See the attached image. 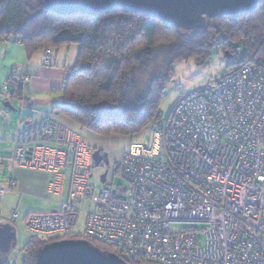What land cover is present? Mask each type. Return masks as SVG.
<instances>
[{
    "label": "built area",
    "instance_id": "1",
    "mask_svg": "<svg viewBox=\"0 0 264 264\" xmlns=\"http://www.w3.org/2000/svg\"><path fill=\"white\" fill-rule=\"evenodd\" d=\"M41 51L43 64H50L51 49ZM235 55L233 70L180 95L152 123L149 143L129 145L117 166L123 185L106 176L97 192L90 189L86 138L51 116L22 120L24 129L0 165L8 159L47 172V191L58 198L55 211L28 214L26 228L42 237L72 234L80 203L92 200L83 234L114 247L124 260L264 264V66L243 62L242 46ZM11 75L23 86L30 79ZM0 92L11 99L9 81ZM14 186L9 180L0 196Z\"/></svg>",
    "mask_w": 264,
    "mask_h": 264
},
{
    "label": "trees",
    "instance_id": "2",
    "mask_svg": "<svg viewBox=\"0 0 264 264\" xmlns=\"http://www.w3.org/2000/svg\"><path fill=\"white\" fill-rule=\"evenodd\" d=\"M1 40L22 44L28 56L77 44V58L61 87L56 113L96 134L132 135L162 119L159 100L177 61L194 58L201 64L218 46L236 67L235 47L242 46L243 62L264 66V0L242 15L207 18L205 26L195 30L121 8L97 15L59 14L46 9L43 0H0ZM11 76L6 79L11 99L21 98L24 86ZM66 238L86 239L102 252L121 257L114 247L74 232L64 237L32 236L22 264H34L45 244ZM0 264L9 263L0 257Z\"/></svg>",
    "mask_w": 264,
    "mask_h": 264
},
{
    "label": "crops",
    "instance_id": "3",
    "mask_svg": "<svg viewBox=\"0 0 264 264\" xmlns=\"http://www.w3.org/2000/svg\"><path fill=\"white\" fill-rule=\"evenodd\" d=\"M63 49L66 54L69 51L72 52L70 60L66 57ZM76 53H78V48L75 46L74 48L59 46L56 50L52 49L50 64L46 65L43 64L41 50L28 56L22 44L11 40L0 41V85L12 72H16L18 75H29L30 78L23 87L21 98H15L19 102L23 101L27 106V109L25 108L26 115L22 120L30 119L34 122L45 116H51L64 126L70 127L76 124L67 116L57 114L55 111V107L62 100V94L55 95V92L61 89L63 82L67 79L68 69L76 61ZM16 133L12 138L13 143ZM86 140L89 148L92 149L89 144L90 139L86 138ZM3 157L6 158V156ZM2 165H0V187L6 186L9 180L15 182L12 192L0 196V207L3 212H6L5 214L12 217L11 212L15 209L19 212L17 218L22 217L24 221L30 213H50L57 209L56 197L51 196L47 191L50 181V175L47 172L22 169L7 163L3 167ZM1 214L3 213L1 212ZM7 220V217L0 216V226H3Z\"/></svg>",
    "mask_w": 264,
    "mask_h": 264
},
{
    "label": "rangeland",
    "instance_id": "4",
    "mask_svg": "<svg viewBox=\"0 0 264 264\" xmlns=\"http://www.w3.org/2000/svg\"><path fill=\"white\" fill-rule=\"evenodd\" d=\"M61 46L63 48H66V46H70L73 48L75 46L78 48L77 44H68ZM63 50L65 53V49ZM70 50L72 49L70 48ZM76 54L75 58L77 57ZM65 55L70 60V57H72V52L69 51L67 54L65 53ZM230 61L231 63H233L235 60L233 61V59H231ZM234 67V64H229V61L225 57L224 52L218 46H214L210 49L208 59L201 64H199L194 58L177 61L173 66L172 79L165 86L159 100V109L162 112V117L167 113L169 108L173 105L175 100L180 95L188 92L191 89L199 87L208 77L225 75L233 70ZM59 94H62L61 89L55 92V95ZM4 101H9L14 110L4 108L2 106V102ZM25 108L27 109V106H25V103L23 101L19 102L14 98L7 99L5 95L0 92V156L2 157L10 156L13 145L12 138L14 134L17 131H21L24 129V125L20 122L26 115ZM151 125L146 126L140 132L132 135H100L86 129H81L76 124L70 127L66 125V127L79 133L83 137L89 138V144L92 149L97 148L103 150L109 155V171L107 174V182H112L113 185L116 186L120 184L123 185V180L121 179L119 172L114 171V167L116 165H119L123 154L127 151L131 143H149L151 139ZM6 163L10 164L8 159L4 161L2 167ZM103 171V167L92 166L91 168L92 176L89 179V186L90 189H94L95 192H97L102 185L100 175L103 173ZM91 198H94V196H92ZM56 199L58 198L56 197ZM80 206H82L83 211H81L79 214V222L76 232L81 231L80 233L83 234L86 215L85 210H88L92 207V200H87L84 203H80ZM1 212L3 214H1ZM5 213L6 212H3L0 207V216L7 217L8 220L5 221L4 224L11 227L14 233V239L11 243L10 250L6 253L0 252V257L3 260L5 259V262L9 264H22L26 258V251L24 250L25 246L30 238L35 234H33L26 228L22 217L13 218L11 217V215Z\"/></svg>",
    "mask_w": 264,
    "mask_h": 264
},
{
    "label": "water",
    "instance_id": "5",
    "mask_svg": "<svg viewBox=\"0 0 264 264\" xmlns=\"http://www.w3.org/2000/svg\"><path fill=\"white\" fill-rule=\"evenodd\" d=\"M258 2L259 0H43L46 9L59 14L82 12L97 15L121 8L161 19L186 30L203 28L207 18L248 13L256 8ZM2 106L14 110L9 101L2 102ZM101 158L100 150L93 149L91 159L95 167H98ZM106 173L104 171L100 175L102 183L106 179ZM13 239L11 227L0 226V252H8ZM34 264L130 263L113 252H102L86 239L66 238L45 244L37 252Z\"/></svg>",
    "mask_w": 264,
    "mask_h": 264
},
{
    "label": "flooded vegetation",
    "instance_id": "6",
    "mask_svg": "<svg viewBox=\"0 0 264 264\" xmlns=\"http://www.w3.org/2000/svg\"><path fill=\"white\" fill-rule=\"evenodd\" d=\"M93 149H97V148H93ZM93 149H92V152H93ZM98 150H100V149H98ZM92 152H91V154H92ZM100 154H101V160L99 161V164H98V167H103L104 168V171H106L107 173H106V176H107V174H108V171H109V155L106 153V152H104L103 150H100ZM106 154V155H105ZM93 166H94V164H93ZM117 166L118 165H116L115 167H114V169L116 168L117 169ZM103 171V172H104Z\"/></svg>",
    "mask_w": 264,
    "mask_h": 264
}]
</instances>
